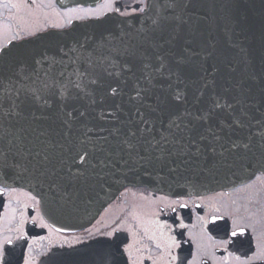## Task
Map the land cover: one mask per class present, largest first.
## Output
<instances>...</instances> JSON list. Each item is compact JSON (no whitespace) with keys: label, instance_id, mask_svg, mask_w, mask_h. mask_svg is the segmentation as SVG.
<instances>
[{"label":"snow or ice","instance_id":"obj_1","mask_svg":"<svg viewBox=\"0 0 264 264\" xmlns=\"http://www.w3.org/2000/svg\"><path fill=\"white\" fill-rule=\"evenodd\" d=\"M240 5L105 0L62 9L58 0H0V264L28 244L25 210L60 232L45 217L74 212L124 181L183 191L150 210L134 206L137 230L123 237L121 225L101 232L95 247L75 237L91 250L89 264H199L174 234V225L188 227L182 197L219 204L244 193L242 203L212 209L220 239L201 237L228 252L227 264L230 247L255 229L253 217L264 221V0H248L260 9L252 16ZM165 209L175 213L171 223L161 219ZM59 248L49 245L41 264H75L80 249ZM34 251L24 247L18 264H37Z\"/></svg>","mask_w":264,"mask_h":264},{"label":"flooded vegetation","instance_id":"obj_2","mask_svg":"<svg viewBox=\"0 0 264 264\" xmlns=\"http://www.w3.org/2000/svg\"><path fill=\"white\" fill-rule=\"evenodd\" d=\"M104 2L105 0H58V6L62 9L76 7L87 9L101 7ZM4 15H14V12L10 13L5 11ZM16 23L19 24L20 22L17 21ZM257 188H260L259 184H257ZM216 191L230 193V189ZM208 195H213V193L209 192ZM243 195L245 194L231 193L228 196L219 197V204L216 202L210 204L208 200L199 199L194 195H184L182 197L183 200L188 202L189 208L178 209V211L183 218V223L187 224L188 227L184 229L175 228V225L173 227L174 234H177V238L181 239L182 248L185 254H187V251L190 249L196 260L199 261V264H225L224 257L228 256V252L223 251L222 246L213 249L212 242L206 240L202 241L201 237L207 233L211 235L214 240L220 239V235L217 234L212 223V215H219L220 213H213L212 209L214 207H219L220 212H223V206L226 202H230L232 199H237L238 202L242 203L243 201H240L239 197ZM164 196H167L169 200L177 198L176 195L155 192L147 187L126 186L91 223L85 226L77 229H63L54 225L51 219L45 217L49 224L54 225V228L62 229L60 232H56L54 229L40 227L39 217H37L34 224L32 216L37 215V209L34 207L27 209L25 210V215L28 216V220L24 225V230L29 236L28 244H25L23 240L19 242L23 247H18L16 249V254L12 258V264H18L20 253L24 250V247H27L29 244L35 249L33 255L37 259V264H41V262L44 261L45 258L41 253L46 251L49 248V245H52L54 250H61L59 246L64 245V251L68 250L69 245H74L77 249H80V253L73 257L75 264H89L92 259L89 254L91 250L85 249L82 244H74L75 237H80L81 240H87L95 247V241L100 239V233L111 231L112 228H115L117 225L122 226V230L117 233V235L123 237L128 233L129 226H131L132 230H137V223L130 215L134 206L144 205L146 210H150L148 207L149 204H151V207L160 206L158 198ZM260 198L264 199V191L260 192ZM195 204H203L204 207L202 209L196 208L194 206ZM13 207H16V205H13ZM0 211H4V209H0ZM40 212L43 214V209H40ZM165 213L166 215L161 214V219H168L169 223H171V217L175 216V213H171L168 209H165ZM201 217L204 219L201 220ZM18 221L19 216L13 223L14 228ZM205 221L207 222L206 224ZM257 221H259V217L254 216L253 222L255 223V229L251 231L250 236L246 234L244 237H240L239 239L241 240V243L237 244L235 247H230L229 251L231 252V256L227 260V264H264V257L261 255V253H264V235H262V233H264V221ZM217 223H219V221H217ZM89 232L92 234L91 239L89 238ZM179 232L184 233L183 237L178 235ZM141 235H143L142 232ZM184 241H187V243H184ZM202 242L207 244V249L198 247ZM149 243L150 242L145 239L142 241L141 245L138 246L148 245ZM213 252L214 255L211 254ZM151 254L153 256L159 255L158 250L155 249L154 246L152 247ZM143 255L147 256L148 253L145 252ZM236 257H239V259H236ZM193 258V256H188V260H193ZM143 264H151V262L145 259Z\"/></svg>","mask_w":264,"mask_h":264},{"label":"water","instance_id":"obj_3","mask_svg":"<svg viewBox=\"0 0 264 264\" xmlns=\"http://www.w3.org/2000/svg\"><path fill=\"white\" fill-rule=\"evenodd\" d=\"M259 0H257V4ZM241 11L247 12L250 16L259 12V7L255 9L248 6V0H241ZM243 179V177H241ZM147 180V177H144ZM144 186L155 192L176 195V193L183 191L178 188L176 184L158 183L152 181L151 183H129L124 181L123 185L113 182L112 187L105 186L103 191H100L98 197H94L90 203H80L78 209L74 212H57L52 217L54 225L63 229H77L91 223L100 212L116 197V195L126 186ZM227 189V188H225ZM216 190H221L217 188Z\"/></svg>","mask_w":264,"mask_h":264}]
</instances>
